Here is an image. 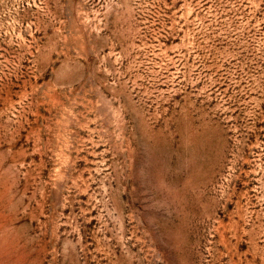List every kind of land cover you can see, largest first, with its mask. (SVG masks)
Masks as SVG:
<instances>
[{
    "label": "rangeland",
    "instance_id": "1",
    "mask_svg": "<svg viewBox=\"0 0 264 264\" xmlns=\"http://www.w3.org/2000/svg\"><path fill=\"white\" fill-rule=\"evenodd\" d=\"M0 264H264V0H0Z\"/></svg>",
    "mask_w": 264,
    "mask_h": 264
}]
</instances>
